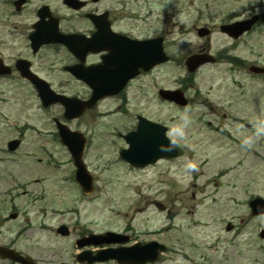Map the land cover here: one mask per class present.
Instances as JSON below:
<instances>
[{
	"label": "rangeland",
	"instance_id": "374dc122",
	"mask_svg": "<svg viewBox=\"0 0 264 264\" xmlns=\"http://www.w3.org/2000/svg\"><path fill=\"white\" fill-rule=\"evenodd\" d=\"M167 1L164 26L175 43L169 53L176 60L156 69L154 78L137 80L130 89L128 103L118 109L120 112L116 111L117 104L108 100L102 108L105 112L112 110V114L96 124L90 114L85 126L91 140L84 163L93 179V193L81 199L80 189L73 188L67 179L71 170L68 156L60 146L27 133L16 158L0 163V245L13 241L15 247L35 257L71 264L72 240L87 224L96 231L134 229L140 240L152 236L182 251L209 253L218 263L224 252L232 257L228 264L264 263V240L257 235L264 230V216L241 221L247 214L244 203L254 196L264 198V81L248 76L243 70L231 72L229 63L221 61L206 64L194 73L193 84L186 92L193 100L190 106L174 108L159 103L154 96L157 88H176L178 79L186 77L183 60L197 51L198 42H205V51L212 55L229 43L218 30L228 15L258 6L261 7L254 12L264 13V0ZM173 6H181V14ZM204 25L213 30L205 40L199 39L195 30ZM248 42L249 48L240 44L232 54L264 66V25ZM139 85L142 91L136 90ZM27 101L35 103L30 98ZM30 111L33 112V107ZM135 114H146L168 126V135L181 150L179 157L161 160L144 169H127L123 162L116 164L117 148L124 144L113 136V130H128ZM240 117L250 124L241 127L231 120ZM207 122L219 126L223 132L213 131ZM226 134L238 137L247 148H240ZM14 135L10 127H1L0 145ZM46 142L50 145L49 152L59 161L55 158L50 166L36 162L38 157L45 159L39 146ZM10 176L20 181L41 178L42 184L34 185V189H48L45 203L30 206L25 196L15 194L20 190L3 194L16 187ZM10 197L18 198L13 202ZM11 205L20 213L15 220L7 217ZM27 211L32 222H44L52 230L60 223L65 224L72 230L70 236L57 237L54 232L34 225L33 230L17 238L15 232L27 222L24 214ZM228 223L233 225L230 231L225 230ZM257 258L261 262L256 263ZM0 264L8 262L0 259Z\"/></svg>",
	"mask_w": 264,
	"mask_h": 264
},
{
	"label": "flooded vegetation",
	"instance_id": "af4514ba",
	"mask_svg": "<svg viewBox=\"0 0 264 264\" xmlns=\"http://www.w3.org/2000/svg\"><path fill=\"white\" fill-rule=\"evenodd\" d=\"M150 4L151 0H0V128L4 124L15 132L5 144L18 140L21 147L27 131L37 135L44 131L51 136L55 120L71 130L83 128L93 109L85 108L79 116L65 119L60 105L41 104L39 93L44 91L24 74L31 72L58 94L86 101L91 91L85 83L89 79L83 74L84 67L101 65L104 74L113 73L111 68L130 54L128 41L132 44V40L161 37L163 45H167L169 31L154 27L149 20ZM52 33L68 36L70 50L50 42ZM32 107H36L33 112ZM135 243L131 240L122 246ZM103 248L106 247L88 249L93 255ZM175 255L179 260H174ZM155 260L145 264H217L216 258L206 260L202 256L196 261L181 256L179 251H166ZM71 264L90 263L86 260ZM91 264L119 263L109 260Z\"/></svg>",
	"mask_w": 264,
	"mask_h": 264
},
{
	"label": "water",
	"instance_id": "95a60500",
	"mask_svg": "<svg viewBox=\"0 0 264 264\" xmlns=\"http://www.w3.org/2000/svg\"><path fill=\"white\" fill-rule=\"evenodd\" d=\"M160 52L157 51L155 55L154 63L162 61L160 58ZM191 70L195 69V67L199 64L196 60H190L189 62ZM55 101H60L65 107L67 114L70 113V102L63 97H58L54 99ZM175 100L181 101L180 98L176 97ZM182 103V102H181ZM70 117V116H69ZM152 132L150 135L148 134L143 126H139V129L135 133H131L126 136V140L130 144V149L125 151L123 157L127 159L129 162L134 164L135 166H145L150 163H154L160 157H171L175 156V152L173 148L170 146V142L165 139L163 132L160 131L156 126L150 125ZM147 132V133H146ZM60 136L62 140L67 143L69 147L73 150L72 152H76L78 154L80 152V144L74 145L71 143L72 138L71 134L67 133L66 129L60 130ZM78 156H75L77 159ZM79 172L77 173V179L80 181L82 186L84 187V191L87 192L90 189V180L86 178L85 172L83 171L81 165L78 162ZM255 204L257 213L264 212V201L261 199H257L253 202ZM110 234H107V236Z\"/></svg>",
	"mask_w": 264,
	"mask_h": 264
}]
</instances>
